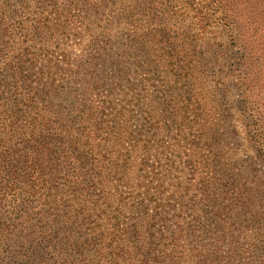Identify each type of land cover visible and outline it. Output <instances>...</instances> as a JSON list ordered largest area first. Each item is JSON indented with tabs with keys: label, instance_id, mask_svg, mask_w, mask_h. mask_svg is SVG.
<instances>
[{
	"label": "rangeland",
	"instance_id": "1",
	"mask_svg": "<svg viewBox=\"0 0 264 264\" xmlns=\"http://www.w3.org/2000/svg\"><path fill=\"white\" fill-rule=\"evenodd\" d=\"M0 264H264V5L0 0Z\"/></svg>",
	"mask_w": 264,
	"mask_h": 264
},
{
	"label": "trees",
	"instance_id": "2",
	"mask_svg": "<svg viewBox=\"0 0 264 264\" xmlns=\"http://www.w3.org/2000/svg\"><path fill=\"white\" fill-rule=\"evenodd\" d=\"M261 5H264V0H259Z\"/></svg>",
	"mask_w": 264,
	"mask_h": 264
}]
</instances>
